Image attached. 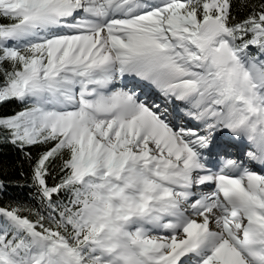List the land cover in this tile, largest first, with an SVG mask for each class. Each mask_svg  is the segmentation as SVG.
<instances>
[{"label":"snow or ice","instance_id":"obj_1","mask_svg":"<svg viewBox=\"0 0 264 264\" xmlns=\"http://www.w3.org/2000/svg\"><path fill=\"white\" fill-rule=\"evenodd\" d=\"M8 105L0 264H264V0H0Z\"/></svg>","mask_w":264,"mask_h":264},{"label":"trees","instance_id":"obj_2","mask_svg":"<svg viewBox=\"0 0 264 264\" xmlns=\"http://www.w3.org/2000/svg\"><path fill=\"white\" fill-rule=\"evenodd\" d=\"M12 107H14V105H8V106H6L5 109H0V110H7V109H10ZM14 156H15V151L11 147L0 146V158L12 159V158H14ZM18 191L19 190H15V189L10 190V192H13V193H16Z\"/></svg>","mask_w":264,"mask_h":264}]
</instances>
